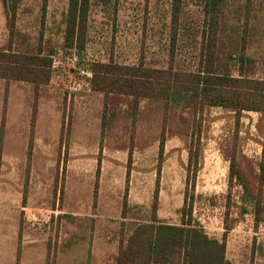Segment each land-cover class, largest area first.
Here are the masks:
<instances>
[{
    "label": "rangeland",
    "instance_id": "obj_1",
    "mask_svg": "<svg viewBox=\"0 0 264 264\" xmlns=\"http://www.w3.org/2000/svg\"><path fill=\"white\" fill-rule=\"evenodd\" d=\"M173 3L89 0L82 48L65 47L69 0H23L13 26L4 13L0 54L47 59L28 61L35 81L16 90L13 120L6 82L21 69L0 68L9 77H0V264H116L136 225L154 217L192 219L219 241L228 226L226 259L264 264V101L246 90L260 110L191 109L156 98L151 82L129 89L138 96L104 76L93 83L96 63L195 70L206 0H181L178 13ZM217 3L222 69L264 79V0ZM242 52L244 64L234 59ZM39 113L60 118L59 137L38 133Z\"/></svg>",
    "mask_w": 264,
    "mask_h": 264
},
{
    "label": "trees",
    "instance_id": "obj_2",
    "mask_svg": "<svg viewBox=\"0 0 264 264\" xmlns=\"http://www.w3.org/2000/svg\"><path fill=\"white\" fill-rule=\"evenodd\" d=\"M23 0H2L8 23L13 26L16 20L19 4ZM219 0H206L205 22L202 34V47L198 54V64L195 70L174 71L173 69H145L139 66H116V71H110L112 64L96 63L94 65L93 83L112 81L117 85V93L138 96L139 90L130 92L129 89H136L147 83L155 85V97L166 96L172 103L180 101L186 103V107L195 108L199 103L202 105L224 107L236 112L243 110H260L256 106L245 104L244 93L250 91L255 97L264 101V79L245 77L243 70L238 68V76L235 77L230 68L222 69L220 59L221 52L218 51V35L221 31L219 10L216 9ZM47 0H44V7ZM181 0H174L175 13L179 12ZM89 0H69L68 12L66 15L65 47L82 48L86 22L88 18ZM173 23L178 21L175 16ZM209 17V18H208ZM213 33V39H207V34ZM172 53L177 44L176 36L171 41ZM3 50L0 54V68L5 70L21 69L17 80L35 81L31 78L36 71L31 69L28 61H46V57L39 52L37 55L28 52H9ZM233 59L232 52L228 56ZM244 52L238 53L234 59L244 64ZM50 59V58H49ZM39 65V64H32ZM45 66L48 65L46 62ZM19 67V68H18ZM97 68L105 70L98 71ZM114 68V67H113ZM26 72V73H25ZM104 76L97 80V76ZM117 78L112 79V77ZM9 79L8 76H0ZM112 83V84H113ZM237 84L241 86L237 87ZM99 87V85H98ZM102 91L105 87L99 88ZM247 90V91H246ZM135 91V90H134ZM242 91H245L242 96ZM246 94V93H245ZM153 95V93L151 94ZM148 96V95H146ZM152 97V96H151ZM196 115V114H195ZM164 154V139L160 142V157ZM191 155V154H190ZM198 156V153H197ZM262 169L264 166L262 165ZM239 175L234 160H230V178L233 181ZM232 185V182H230ZM242 186L245 187L244 183ZM156 207V206H155ZM184 215L186 208L182 209ZM190 216L191 212L188 213ZM154 217L151 221L136 225L129 236L127 245L117 256L116 264H233L226 259V231L222 241L212 238L204 228L196 221L190 219L181 220L179 225H172L157 222Z\"/></svg>",
    "mask_w": 264,
    "mask_h": 264
},
{
    "label": "crops",
    "instance_id": "obj_3",
    "mask_svg": "<svg viewBox=\"0 0 264 264\" xmlns=\"http://www.w3.org/2000/svg\"><path fill=\"white\" fill-rule=\"evenodd\" d=\"M4 13H5V17H6V11H5V7L4 4L2 2V0H0V21L4 19ZM7 20V17H6ZM0 22V23H2ZM6 80V79H5ZM7 81V80H6ZM23 83V81L20 80H9L6 82L7 85V97H8V118H10V120H13V117L15 115H13L12 112L13 108L12 105L14 104V95L16 94V90L19 87H22L21 85ZM23 95V94H22ZM17 117V116H16ZM21 120L22 119H27L28 117H30L29 119H32V116H27V115H20ZM36 125H37V130L38 133H40V135L42 136H49L52 137L53 139H55L56 137H59L60 135V118L55 117L54 115H46L43 113H39L38 116L36 117ZM28 127L30 128L31 125L29 124Z\"/></svg>",
    "mask_w": 264,
    "mask_h": 264
}]
</instances>
